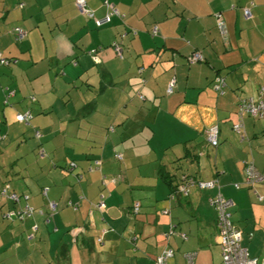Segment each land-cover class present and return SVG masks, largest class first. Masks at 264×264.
<instances>
[{
	"label": "crops",
	"instance_id": "obj_1",
	"mask_svg": "<svg viewBox=\"0 0 264 264\" xmlns=\"http://www.w3.org/2000/svg\"><path fill=\"white\" fill-rule=\"evenodd\" d=\"M84 1L91 17L73 0H0V192L17 196L0 195V264H154L167 249L166 264L188 252L193 264H223L210 202L218 189L261 264L264 185L244 183L243 162L264 176V120L239 119L237 106L264 102V0ZM109 7L119 15L97 27ZM193 52L204 60L189 64ZM26 112L29 123L17 122ZM240 120L244 141L232 130ZM183 178L218 187L170 198ZM25 207L30 218H8Z\"/></svg>",
	"mask_w": 264,
	"mask_h": 264
},
{
	"label": "built area",
	"instance_id": "obj_2",
	"mask_svg": "<svg viewBox=\"0 0 264 264\" xmlns=\"http://www.w3.org/2000/svg\"><path fill=\"white\" fill-rule=\"evenodd\" d=\"M75 7L78 9L79 13L81 15H86L91 17V13L86 9L85 7V1L84 0H73ZM243 17L245 19H250L251 18V12L249 9H243L242 11ZM112 15H119L118 11L114 7H109V13L106 15V17L102 20H96L95 25L97 27L101 26L103 23L109 21V17ZM216 19V25L222 35L224 36V25L221 20V15L216 14L215 15ZM13 33L15 34V37L17 40H21L24 36V31L20 29L19 27H15L13 29ZM152 33H156V27L152 29ZM113 51L116 54L118 58H121V49L119 48L118 45L114 44L113 45ZM112 46V47H113ZM94 61L97 60L95 56H93ZM203 61V57L200 53L198 52H193L190 54L188 57V62L190 64L198 63ZM6 60L0 58V64H6ZM224 87V80L222 77H215L212 88L215 92L220 93L221 89ZM173 88V83L169 84L167 87L166 92L171 93ZM264 89H262L259 94H263ZM238 117L239 119L242 118V116L247 115L252 117L253 119H260L264 120V102L261 100H255L253 98H242L238 102ZM16 121L20 123L27 124L30 115L28 112L24 114H18L16 115ZM232 130L236 132L241 141L246 140V135L243 130V125L241 120L232 125ZM35 137L39 138V133L38 131H35ZM217 127H213L208 131L207 133V141L209 142L210 146L215 148L218 144L217 141ZM1 139V137H0ZM40 157L43 156L42 151L39 152ZM117 159H121V155H115ZM99 163L96 162V165ZM243 170H244V183L248 186L253 187L256 184H263L264 185V176L261 175L255 168L254 164L252 162L245 161L243 162ZM194 187L198 190H206V189H212L217 186L216 181L210 180L207 182H202V181H195L193 178H183V184L178 187V193L179 195L182 196H187L189 192V188ZM237 187V186H236ZM219 190V189H218ZM217 190L216 195L211 199V204L214 208L215 214H216V228L218 230V245L220 248V255H221V262L223 264H258V261L256 258H251L248 255V252L246 248L242 247L240 245V234L237 228L233 225V223L230 220V213H229V207L231 206V201L225 199ZM3 196H6V191L3 190L1 193ZM11 200H16L15 195H7ZM258 201H261L262 198L257 196ZM96 208L98 210H104V203L102 200H100L96 204ZM48 209L50 212L55 211V204L53 202H49L48 204ZM29 215V214H28ZM172 228H170V232ZM180 237L185 240L186 236L184 234H180ZM173 256V251L171 249L165 250L162 254L157 256L154 260V264H166L169 259ZM196 253H187L183 256L185 264H193L194 259H195ZM261 264H264V260H262Z\"/></svg>",
	"mask_w": 264,
	"mask_h": 264
},
{
	"label": "trees",
	"instance_id": "obj_3",
	"mask_svg": "<svg viewBox=\"0 0 264 264\" xmlns=\"http://www.w3.org/2000/svg\"><path fill=\"white\" fill-rule=\"evenodd\" d=\"M112 49L114 48V46L113 47H111ZM89 54H90V52H89ZM92 54V53H91ZM90 54V57H91V59L93 60V62H94V59H93V56H95V55H91ZM120 59H122V55H121V58ZM204 60V59H203ZM187 61H188V59H187ZM189 63V62H188ZM199 63V62H198ZM190 64V63H189ZM194 64H197V63H194ZM142 68H139L138 69V72L139 73H141L142 72ZM217 77V76H216ZM139 99H142V96H139ZM29 113V112H28ZM29 115H30V119H29V121L31 120V118H32V116H31V114L29 113ZM29 121H28V123H29ZM27 123V124H28ZM36 131H38V133H39V137L41 136V134H40V131L39 130H37L36 129ZM40 151H42V153L44 152L43 151V149H39L38 150V157H40V155H39V152ZM45 156V153H43V156L41 157V158H43ZM116 158V157H115ZM117 159V158H116ZM122 159V158H121ZM120 159V160H121ZM117 160H119V159H117ZM98 163H99V161H97ZM99 165V164H98ZM98 165H96V162H95V164H94V167H92V168H90V170H93L94 168H98ZM74 167V164L73 163H71L70 165H69V170H71L72 168ZM159 175L161 176V177H163L164 179L165 178H167V177H164V175L163 174H161V173H159ZM180 184L182 185L183 184V180L182 181H180ZM3 191V190H2ZM2 191L0 192V195H1V197H6V196H3L1 193H2ZM171 192H170V198H172V199H174L175 197H177V196H180L179 194H177L178 193V185L177 186H173L172 188H171V190H170ZM42 192H44L45 193V189L44 190H42ZM16 196V195H15ZM10 200V199H9ZM16 200H17V196H16ZM16 200H11L12 202H16ZM49 204V203H48ZM55 204V203H54ZM55 210H56V205H55ZM34 213V210L33 209H31V208H29V207H25V208H23V209H21V210H14V212H13V214H12V216H8V218H11V219H13V220H17V221H19V222H23L25 219H28V218H30L31 216H32V214ZM41 213V212H40ZM29 214V215H28ZM52 215H54L52 212H50V210H48V216H52ZM172 230V229H171ZM185 235V234H184ZM186 236V235H185ZM181 238V237H180ZM27 239L28 240H30V239H32V235H28L27 236ZM182 239V238H181ZM98 241L99 242H101V238L100 239H98ZM173 251V250H172ZM188 253H194V252H188ZM185 254H187V253H185ZM156 258V257H155ZM184 259V258H183ZM155 260V259H154ZM185 264V263H184Z\"/></svg>",
	"mask_w": 264,
	"mask_h": 264
},
{
	"label": "rangeland",
	"instance_id": "obj_4",
	"mask_svg": "<svg viewBox=\"0 0 264 264\" xmlns=\"http://www.w3.org/2000/svg\"><path fill=\"white\" fill-rule=\"evenodd\" d=\"M69 205L73 208V209H75L76 208V205H73V204H71V203H69ZM49 210V209H48ZM53 214H56V210L53 212ZM260 260V259H259Z\"/></svg>",
	"mask_w": 264,
	"mask_h": 264
},
{
	"label": "bare ground",
	"instance_id": "obj_5",
	"mask_svg": "<svg viewBox=\"0 0 264 264\" xmlns=\"http://www.w3.org/2000/svg\"><path fill=\"white\" fill-rule=\"evenodd\" d=\"M44 153V152H43ZM41 158V157H40Z\"/></svg>",
	"mask_w": 264,
	"mask_h": 264
}]
</instances>
